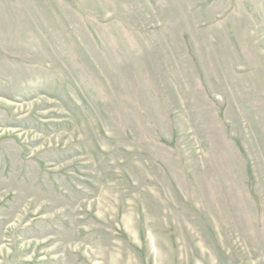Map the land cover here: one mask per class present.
I'll use <instances>...</instances> for the list:
<instances>
[{"label":"rangeland","instance_id":"1","mask_svg":"<svg viewBox=\"0 0 264 264\" xmlns=\"http://www.w3.org/2000/svg\"><path fill=\"white\" fill-rule=\"evenodd\" d=\"M0 264H264V0H0Z\"/></svg>","mask_w":264,"mask_h":264}]
</instances>
